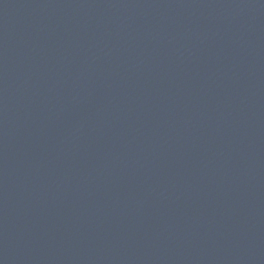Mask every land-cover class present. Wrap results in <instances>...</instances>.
Listing matches in <instances>:
<instances>
[{"label": "water", "instance_id": "95a60500", "mask_svg": "<svg viewBox=\"0 0 264 264\" xmlns=\"http://www.w3.org/2000/svg\"><path fill=\"white\" fill-rule=\"evenodd\" d=\"M0 264H264V0H0Z\"/></svg>", "mask_w": 264, "mask_h": 264}]
</instances>
